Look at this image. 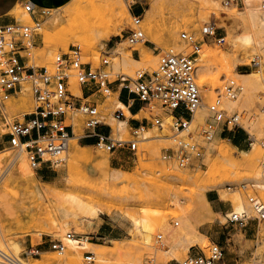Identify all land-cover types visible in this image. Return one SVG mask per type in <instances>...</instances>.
<instances>
[{"label": "rangeland", "instance_id": "374dc122", "mask_svg": "<svg viewBox=\"0 0 264 264\" xmlns=\"http://www.w3.org/2000/svg\"><path fill=\"white\" fill-rule=\"evenodd\" d=\"M41 1L51 7L43 26L54 15L57 17V21L48 29L46 35L42 34L40 30L41 39L35 43L36 46L31 53V63L34 65L50 67L56 54L67 50L71 45H77L81 50L82 61L85 60L84 62L90 63L93 67L98 66L102 58H108L110 79H114L118 73L122 76L135 77L136 72L139 71L148 73L154 71L157 68L159 54L167 49L189 53L191 46L180 39V32L194 33L200 39L202 26L205 23L213 22L218 27V31L225 36L224 42L218 43L214 40L201 42L199 55L196 59V69L200 64L199 58L203 48H217L230 53L233 48L231 42H235L238 49L235 51L238 60L233 71L260 73L262 79L259 87L253 91L247 92L242 89L237 95L240 99L232 111L240 113L242 127L234 130L219 128L214 139L205 142L200 136V130L209 115L207 108L203 109L201 118L194 112L188 130L179 136L191 134L202 146V154L199 158L191 160L186 166H179L175 160L162 157L164 149L174 147L171 114L162 115V126L151 125L149 122L143 130L138 131L135 137L139 141L135 152L125 149L107 151L95 143L86 144L84 138L79 139L84 134L82 116L73 115L71 118H67L65 123H74V127L80 134L76 141L77 152L81 157L72 161V165H70L71 158L66 152L65 159L61 164L52 167L42 164L40 168L33 169L24 151L10 146L8 142L0 145V157H5L0 165V194L3 195V201L10 208L8 212L3 211L0 214V235L2 234L0 239L7 244L1 242L0 248L16 255L23 261L37 264L42 257L53 256L59 259L65 255L68 248H73V245L69 246L66 242L63 255L48 245L50 239H65L66 233L71 232L81 241L86 239L88 242L94 243L88 246H77L78 252L75 253L77 256H72L76 260L71 264H102L97 260L98 257L106 258L105 264H144L147 258H152L154 264H166L172 256L181 262L186 256L189 245H192L194 251H200V249L206 251L210 244L209 238L205 236L207 240L204 241L197 231L191 236L186 235L188 237L186 245L181 238L185 235L184 230L181 229L183 217L193 215L194 226L211 218L210 211L199 199L200 192L205 193L208 189L216 190L220 198L228 203L233 210L246 209L250 215H253L246 194L238 189H229L228 185L254 181L258 184V192L264 188L260 177V163L264 156V150L260 145V142L264 141V54L257 44H254L255 47H253L251 42L242 41L238 37L244 32L242 22L239 19L232 21L228 19V15L233 13L232 15L235 17H240L238 11L247 8H254L255 11L264 15V11L260 8L261 0H244L245 5L238 7L224 6L222 0H212L209 8L200 7L198 0H122L127 4L129 12L139 7L143 13L150 4L156 5L154 19L150 22L143 19L141 21L143 38L135 43L130 41L127 29L131 27V18L128 14V18L119 26L114 24L101 26L98 32L102 37L109 32H113V34L109 38L91 44L88 50L83 48V44L79 40L65 35V33L71 27L69 12L79 4L87 6L89 0ZM14 13L22 21L30 20L26 14H23L21 5H17ZM185 18L189 20H184ZM228 34L232 39L228 37ZM145 45L149 46L147 47L148 51L142 52V54L149 55L147 59L146 57L143 59L141 55L139 59L135 55L132 56L131 48H138L141 52V47H145ZM153 47L154 51L151 49ZM105 52H108V56H105ZM130 56L138 59L139 62H131ZM254 56L258 57V66L251 64L250 60ZM224 69L227 74L223 72L219 74V84L211 89L209 99H207L208 90L206 88L209 87L210 81L207 80L202 83L203 85H200L196 70V82L203 104L206 105L215 99L226 80L233 79L242 86L241 81L233 75L232 69L227 66ZM217 72L218 68L211 66L207 75L213 77ZM74 83L78 84L75 78H71V91H73ZM18 95V99L8 101L7 106L11 115L21 119L24 112L33 110V98L28 88ZM75 95L80 96L81 92ZM110 99L109 94L107 99L98 106L101 114L110 111L111 115L112 110L118 106L116 100ZM160 111L161 108L157 105L155 111L143 109L137 117L146 116L151 121L154 113ZM104 120L109 121L110 119L105 118ZM111 122L114 137L134 138L131 129L125 130L124 126H119L121 132L116 134L118 124L115 120ZM4 131L5 129H2L0 125V140H4L6 137L3 134ZM238 132L246 133L245 137L250 135L247 148L244 151L250 149V142L253 140L251 133H254L259 149L257 154L248 163L242 162L241 165L232 167L230 170H220L215 174L219 184L212 188L205 187V184L212 179L213 170L222 163L218 154L220 149L227 150L229 156L237 161H244L248 156L223 139V135H235ZM20 156L25 158L33 170L29 178L16 179L11 176L13 170L11 162ZM111 158L116 159L111 161ZM104 160H107L106 163ZM99 165L100 167H98ZM10 167L11 169H9ZM99 171L104 172L107 178L103 179ZM109 175L111 176L109 177ZM112 176L117 177L113 178ZM37 188L42 197L37 195ZM75 200L90 205L95 209V213L81 212L74 207ZM197 205V212L193 214V209ZM73 207L74 210L71 212ZM66 212L68 215L64 217ZM217 216L222 222L226 221L221 214ZM174 221H177L178 224L174 225ZM105 222L119 228L122 238L119 240L97 238L98 231L109 227ZM250 226L255 234L254 241H252L253 246L250 247L243 236V228L231 226V228H216L214 230L215 235L222 236L223 240L227 237L222 244L224 254L219 264H264V223L252 219L247 224V227ZM158 233L162 234V244L160 245L155 242ZM42 244L45 246L42 247ZM31 246L39 247L38 255L26 256V251ZM85 251L93 253L94 260L92 262H87L83 258ZM226 257H231L232 260L226 262ZM53 264L68 263L57 260Z\"/></svg>", "mask_w": 264, "mask_h": 264}, {"label": "built area", "instance_id": "2783aa9c", "mask_svg": "<svg viewBox=\"0 0 264 264\" xmlns=\"http://www.w3.org/2000/svg\"><path fill=\"white\" fill-rule=\"evenodd\" d=\"M224 6H244V0H222ZM23 13L29 21H13L0 24V125L7 136L10 146L22 150L33 169H38L42 164L48 167L61 164L65 159L70 136L74 134V123H65L67 118L80 115L83 118L82 136H95V144L107 151L127 147L130 151L137 150L138 139L135 137L144 125L131 128L134 138L122 139L109 134L95 131L102 121V114L98 104L92 99L95 93L109 95L110 72L109 60L104 57L98 66L82 61L80 47L71 45L67 50L54 56L52 65L37 66L31 63V53L35 48L34 37L47 19L50 11L46 8L36 9L30 0L21 4ZM260 8L264 11V0ZM130 11V10H129ZM37 13V16L35 14ZM131 27L127 35L135 43L144 36L141 28L142 13L134 10L129 12ZM199 39L194 33L180 32V39L191 46V51L185 53L167 49L158 56L157 68L151 73L136 72L135 77L122 76L119 80L122 87L143 103L142 108L155 111L157 105L166 114H171L174 130V147L164 149V159L175 160L179 166H186L194 158L202 154V146L191 134L179 136L187 131L194 112L202 104L199 86L196 82V59L199 55L201 42L214 40L223 43L225 36L218 31L213 22L205 23ZM108 52H105V56ZM251 64L259 65L257 56L251 58ZM75 80L87 89V94L82 97L75 95L70 89V80ZM115 79V78H114ZM29 89L33 98V110L24 112L21 119L10 114L7 102L16 92ZM242 86L233 79L226 80L215 99L206 104L208 118L200 130V136L205 142L214 139L222 130H234L242 127L241 115L237 111L228 112L223 106L222 97L235 98L241 92ZM179 114L175 115L174 112ZM113 116H124L122 108L114 110ZM163 117L155 112L151 125L162 126ZM249 135V134H248ZM264 150V141L260 142ZM261 183L264 184V156L260 163ZM229 189H238L246 194L247 202L253 215L246 209L230 210L225 214L226 220L231 224L244 227L252 219L264 223V188L258 192V184L254 181L241 182L238 185L229 184ZM178 222L174 221V225ZM74 235L67 232L65 239ZM65 239L55 238L49 240V247L61 254L66 248ZM157 244H162V234L155 237ZM39 254V247H30L26 256ZM223 257L222 245L210 241L206 251L200 249L187 254L180 264H219ZM83 258L87 262L94 260L92 252L85 251ZM0 260L3 264H21L19 258L0 248ZM144 264H154L152 258H147Z\"/></svg>", "mask_w": 264, "mask_h": 264}, {"label": "bare ground", "instance_id": "6f19581e", "mask_svg": "<svg viewBox=\"0 0 264 264\" xmlns=\"http://www.w3.org/2000/svg\"><path fill=\"white\" fill-rule=\"evenodd\" d=\"M80 1H82V0H80ZM252 1H257V0H252ZM198 2L200 4V7L209 8V7H211L212 0H198ZM217 5H219L218 2H217ZM155 12H156V5L154 3L150 4V6H148L144 10V12L142 13V19L147 20L149 22L152 21L155 17ZM238 12L241 15L240 17H235V15H232L233 13L228 15V19H230L232 21H233V19L234 20L239 19L242 22L244 32L242 33L241 36H238V35L237 36L240 37V39H242V41L245 40L246 42L247 41L251 42L253 44V47H255L254 44H257L258 48H260L264 54V15L263 14L261 15L260 13L255 11L254 8L253 9L247 8L246 10L241 9ZM69 14H70V20H71V27H70V29H68L66 31L65 35H70L72 38L79 40L83 44V48L85 50H88V48L91 44L95 43L98 40L109 38L110 35L113 34V32L112 33L109 32L104 37H102L100 35V33L98 32L99 28L103 25H108V24H114L117 26L121 25L123 23V21L126 18H128L127 16L129 14V9H128L127 4H125L122 0H89V4L87 6L79 4L71 12H69ZM184 20H189V19L185 18ZM56 21H57V17L55 15L53 17L49 18V21H47L45 23V25L41 28L42 34L46 35L48 29H50V27H52V25ZM228 37H230L229 34H228ZM254 40H255V43H254ZM231 43L233 44V48H232L230 53L225 52L221 49H217V48L208 49L206 47L207 49L203 48L204 50H201L200 58H199L200 64L197 65L196 70H197L198 83L200 85H203L202 83L206 82L207 80L210 81V85H209L210 88L208 86L206 88V90H208L207 99H209V97H211V91H212L211 89H213L214 87H216L219 84V82H218L219 74H221L222 72L227 74V72L224 69L225 66L232 69V71H233V67L236 65V62L238 60V57H237L238 55H237V53H235V51H238V49L235 45L236 44L235 42H231ZM63 45H65V44H63ZM114 47H115V45H114ZM147 51H148L147 47H141L140 55L142 56L143 59L145 57H146V59H147V57H149V55H143L142 54V52L144 53ZM86 56H88V55H86ZM130 60H131V62H139L138 59L131 58V56H130ZM211 66L218 68L217 74L214 75L213 77H210L209 75H207ZM233 75H235L241 81L243 91L245 89V91H247V92L253 91L257 87H259V84L261 83V79H262L261 74L255 73V72L238 73L236 71H233ZM240 81H239V83H240ZM237 83H238V81H237ZM72 90H73L72 92H74L75 94H80V92H81L79 84H77V83H74L72 85ZM110 98L112 100H116V102L118 103V107H123V109H124V106L122 105V103L120 101H118L116 99L115 95L110 93ZM239 99H240L239 97H235V98L223 97L222 103H223V106L226 108V110H228L229 112H233L232 110L237 106ZM202 104L195 111V114H198L199 118L202 117L201 116L202 111L204 108H206V105L205 104L202 105ZM125 110L126 109H124V111ZM125 113L128 114L127 111H125ZM117 124H118V129H119V126H123V122H121V121H117ZM73 131H74V134H73V136H70V138H69L68 147H67V151H66L67 155L69 154V156L71 158L70 165H72V161L77 160L81 157L77 152V141H76L80 134L77 132L75 127H74ZM263 135H264V133H263ZM251 136H252L253 140L250 142V149L248 151H243V153L248 154V156L245 158L244 161H237L235 159H232L229 156V153L227 150H221L220 149L218 151V154L220 155L219 158H221L220 160H222V163H221V165L217 166L213 170L212 179L209 180V182H207L205 184V187L212 188L214 186L216 187L219 184V181H217L215 178V174H217L220 170H230L232 167H236V166L238 167V165H241L242 162L248 163L249 161H251L253 159V157L257 154L259 149L257 147V137L254 135V133H251ZM211 148H212V146H211ZM4 159H5V157L0 159V165L2 164ZM106 161L107 160H104V163H106ZM11 166L13 168L11 176L13 178H16V179L17 178H21V179L29 178V175L33 173V170L30 168V166L28 165V163L26 162V160L23 156L17 157V159L15 161L13 160V162H11ZM98 167H100V165ZM9 169H11V167ZM117 171H119V170H117ZM99 174L103 177V179L107 178V176L105 175L104 172L99 171ZM117 175H119V173ZM110 176L111 175H109V177ZM116 177H113V178H116ZM37 193H38L37 195L39 197H42L41 192L38 188H37ZM198 196H199L200 201L202 203H204L206 205L207 209L209 210L208 203L205 199L204 192H200L198 194ZM2 197H3V195L0 194V214L3 211L8 212L10 209L8 204L3 201ZM74 207L79 209L81 212H84V213H88V214L89 213H95V209L93 207H91L88 204L82 203L81 201L75 200ZM74 207L72 208L71 212H73ZM197 208H198V205L193 209V212H192L193 214H195L197 212ZM67 215H68V212L64 213V217H67ZM192 216L193 215H189L188 217L186 216V217H183L181 219V229L184 230L185 235L191 236L196 232V229H195V226H194V223L192 220L193 219ZM83 217H87V216L83 215ZM199 236L201 238H203L204 241L207 240L204 235L199 234ZM0 238H2V234L0 235ZM193 240H196V239H193ZM1 242L2 241L0 239V245H2V243H4V242H2V243ZM66 242L69 246L73 245V248L72 247L68 248V251L65 253V255L63 253V255H64L63 257L58 259V258L53 257V256H45V257H42V259L37 264H53L57 260L60 262H63V263L65 262V263L71 264L73 261L76 260L75 257H72V256H77L75 254L76 252H78L77 251L78 249L76 248L77 246L80 247L81 245L88 246V245L94 244V243L88 242L86 239H82V241H81L80 239H78L74 236L71 237L70 239H66ZM4 244L7 245L6 242ZM184 244L186 245V243H184ZM74 245H76V246L74 247ZM15 248H17V247H15ZM19 260H20L21 264H32L28 261L27 262L23 261L20 258H19ZM97 260L100 261L102 264H105L107 261L106 258H103V257H98ZM0 263H1V260H0Z\"/></svg>", "mask_w": 264, "mask_h": 264}, {"label": "crops", "instance_id": "0c3cea01", "mask_svg": "<svg viewBox=\"0 0 264 264\" xmlns=\"http://www.w3.org/2000/svg\"><path fill=\"white\" fill-rule=\"evenodd\" d=\"M25 1L27 0H0V24H5V23L13 22V21H19L20 19L15 15L14 11L17 5H21ZM30 1L35 4L37 10L41 8L51 9V7L43 4L41 0H30ZM134 11L137 13H142V10L139 7L135 8ZM35 16H37V13L35 14ZM40 39H41V35L39 34L36 35L34 37L35 43ZM145 47H149V46L145 45ZM151 49L154 51V47ZM131 50H132V56L135 55L139 59L140 49L131 48ZM119 75H116L115 79L111 81L110 91H111V94L115 95L116 99L122 103V105L124 106V109H126L125 111H127L128 114L125 113L123 107H120L123 110L124 116L121 118H115L113 116V113H114V110L119 108L118 106L114 110H112L111 115H110V111H108L106 114L105 113L102 114V121L95 128V131L98 133L109 134L110 136H113L114 129L112 127V122H111L112 120H115L116 122L117 121L123 122V126L125 130L131 129L133 127H137L139 125H144V127H146L147 124L150 122L146 116L137 117L140 111L143 110L142 108L143 103L135 96L134 93L129 92L126 88L122 87L121 81L119 80ZM81 92H82V97H85V95L87 94V89L82 85H81ZM19 93L21 92L14 93L10 100L18 99ZM92 99L99 106L107 99V95L95 93ZM18 104H20V102H18ZM163 114H166V113L164 111L159 112L160 116H162ZM173 114L177 115L179 114V112L176 111ZM105 118H109L110 120L105 121L104 120ZM116 132H117L116 134H118L121 131L118 128H116ZM245 134L246 133L238 132L235 135L223 136V139L229 141L230 145H232L233 147L244 151L247 148V144L250 138V135H247V137H245ZM82 138H84L87 144H94L96 142L95 136H90V137L80 136L79 137V139H82ZM6 142H7V136L5 137L4 140H0V145H4ZM119 149H125L129 151L127 147H123ZM115 159L116 158H111V161H115ZM204 194H205V199L208 203V207L210 211L209 215L211 216V218L199 223L197 226H195V229L199 234H202L206 236L207 238H209L210 241L217 242L222 245L227 239V237H225L223 240L222 236L215 235L214 230L216 228H228V227L231 228V226L235 227L237 225L231 224L227 220L225 222H222L217 215L221 214L222 216L225 217V214L228 213L230 210H232V208L228 203L224 202V200L220 198L219 193L216 190L208 189L207 191H205ZM105 224L109 225V227H105V229L98 231L97 238H107L110 240H119L122 238V235L119 233V228H116V226L112 224H107L106 222ZM240 228H243V236L245 237V240L248 241L249 247L253 246L252 241H254L253 237L255 234L253 232L252 227L251 226L247 227L246 225ZM221 232L223 233L224 231H221ZM227 233L229 234V232ZM187 240H188V237L186 235H183L182 242L186 243ZM41 246L44 247L45 245L42 244ZM181 250H184V249L181 248ZM193 252L195 251L192 248V245H189L188 249L186 250V255L193 253ZM223 254H224V250H223ZM225 260L226 262H230L232 258L226 257ZM166 264H180V261L178 258L172 256L166 262Z\"/></svg>", "mask_w": 264, "mask_h": 264}, {"label": "trees", "instance_id": "16d2710c", "mask_svg": "<svg viewBox=\"0 0 264 264\" xmlns=\"http://www.w3.org/2000/svg\"><path fill=\"white\" fill-rule=\"evenodd\" d=\"M230 135V134H229ZM223 136H226V135H223Z\"/></svg>", "mask_w": 264, "mask_h": 264}]
</instances>
